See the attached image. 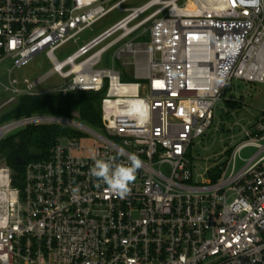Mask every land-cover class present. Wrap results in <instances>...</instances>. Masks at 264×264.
<instances>
[{"label":"built area","instance_id":"2783aa9c","mask_svg":"<svg viewBox=\"0 0 264 264\" xmlns=\"http://www.w3.org/2000/svg\"><path fill=\"white\" fill-rule=\"evenodd\" d=\"M127 1L0 0V87L11 95L0 109L104 92L99 129L37 114L0 122V144L29 125L75 132L25 163L21 185L0 161V264H264V111L227 160L202 169L189 153L234 80L264 84V0ZM116 8L126 15L62 57ZM40 53L63 79L49 91L17 73ZM133 153L142 166L129 195L97 186L93 155L128 163Z\"/></svg>","mask_w":264,"mask_h":264},{"label":"rangeland","instance_id":"374dc122","mask_svg":"<svg viewBox=\"0 0 264 264\" xmlns=\"http://www.w3.org/2000/svg\"><path fill=\"white\" fill-rule=\"evenodd\" d=\"M146 1L147 0H129L124 3L123 6H138ZM188 1L189 0H181L180 4ZM125 15L126 12H122L117 8L112 10L91 28L81 33L77 43L71 41L66 44L60 50L62 57L72 53L79 45L100 34L103 30L119 21ZM143 37L142 41L149 40V31L144 30ZM51 68L52 65L49 63L45 53H40L29 64L18 70L17 73L21 76L26 75L31 78H42L43 82L40 87L43 91H49L63 83V79L58 74H53ZM1 80L3 84L8 83L6 76H2ZM1 89L0 87V106L11 97L10 94L3 92ZM231 98L238 103V106L231 107L228 105L226 101ZM14 106L15 105L12 103L11 105L2 107L0 109V116L7 113V111ZM263 111L264 84L234 80L224 98L217 104L214 125L206 136L195 139L189 151L198 167L204 169L206 166H212L216 158L222 161L227 160L230 155V150L243 138V127L253 122ZM72 115L74 117L70 119L81 121L78 118L77 112H73ZM64 125L70 126L69 124ZM20 130L21 129L17 128L11 134ZM255 151V148L252 147L245 149L242 153L243 159L249 158ZM243 163V160H239L238 167H241ZM232 194L233 192H230L229 196Z\"/></svg>","mask_w":264,"mask_h":264},{"label":"trees","instance_id":"16d2710c","mask_svg":"<svg viewBox=\"0 0 264 264\" xmlns=\"http://www.w3.org/2000/svg\"><path fill=\"white\" fill-rule=\"evenodd\" d=\"M141 37L140 39H143ZM125 81H135L131 75L123 77ZM104 92H59L45 93L38 96H23L19 103L0 117V122L29 115H46L70 119L73 112L85 124L99 129L102 127V98ZM236 107L233 99L226 101ZM75 134L71 126L58 123L29 125L9 135L0 144V161L10 166L15 174V185L23 182L24 166L17 164L21 157L26 163L46 160L59 138Z\"/></svg>","mask_w":264,"mask_h":264},{"label":"clouds","instance_id":"9594fccd","mask_svg":"<svg viewBox=\"0 0 264 264\" xmlns=\"http://www.w3.org/2000/svg\"><path fill=\"white\" fill-rule=\"evenodd\" d=\"M257 4L260 0H256ZM220 86H225L226 80L220 77L217 80ZM93 165L89 169L91 177L105 185V191L111 192L120 198H125L131 192V185L136 179V173L142 166V161L135 153L128 157V163H118L115 157H107L106 159L92 157Z\"/></svg>","mask_w":264,"mask_h":264},{"label":"water","instance_id":"95a60500","mask_svg":"<svg viewBox=\"0 0 264 264\" xmlns=\"http://www.w3.org/2000/svg\"><path fill=\"white\" fill-rule=\"evenodd\" d=\"M25 160L21 157H18L17 158V164L20 165V166H24L25 165Z\"/></svg>","mask_w":264,"mask_h":264},{"label":"bare ground","instance_id":"6f19581e","mask_svg":"<svg viewBox=\"0 0 264 264\" xmlns=\"http://www.w3.org/2000/svg\"><path fill=\"white\" fill-rule=\"evenodd\" d=\"M190 8H193V5H191Z\"/></svg>","mask_w":264,"mask_h":264}]
</instances>
